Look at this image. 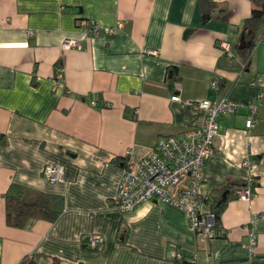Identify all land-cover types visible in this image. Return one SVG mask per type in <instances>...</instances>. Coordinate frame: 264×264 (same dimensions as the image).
I'll return each mask as SVG.
<instances>
[{"label": "crops", "instance_id": "obj_1", "mask_svg": "<svg viewBox=\"0 0 264 264\" xmlns=\"http://www.w3.org/2000/svg\"><path fill=\"white\" fill-rule=\"evenodd\" d=\"M204 1L224 4L228 21L204 24ZM253 7L251 0H0V134L7 138L0 149V264L32 255L45 258L40 264H178L175 252L196 264H264V96L249 131L246 109L219 118L214 154L202 167L204 198L220 202L228 192L221 235L199 243L185 213L170 204L145 202L125 213L115 203L126 160L137 162L159 138L204 124L206 113L185 102L246 103L264 89V26L247 62L236 48ZM82 19L124 25L86 34ZM66 39L79 47L65 49ZM247 157L252 172L242 166ZM49 164L64 166L63 181L44 178ZM250 176L252 200L237 199ZM12 183L63 196L62 215L9 227L3 195ZM92 234L104 237L100 249L89 248Z\"/></svg>", "mask_w": 264, "mask_h": 264}, {"label": "built area", "instance_id": "obj_2", "mask_svg": "<svg viewBox=\"0 0 264 264\" xmlns=\"http://www.w3.org/2000/svg\"><path fill=\"white\" fill-rule=\"evenodd\" d=\"M91 25L89 27L88 25ZM80 25L86 34H111L123 28V23L116 27L101 28L94 21L82 19ZM32 33L31 31L29 32ZM63 47L78 48L74 39H66ZM219 47L232 56L231 44L222 40ZM151 55L157 52L150 50ZM213 89L217 83L212 82ZM264 96V89L258 94L256 100L250 102H236L221 98L219 100L197 99L187 101L206 113L204 124L198 128L186 130L180 136H166L159 138L157 144L139 161L126 160L122 179L118 186L115 203L117 208L125 213L132 212L145 202L159 201L181 209L188 220L189 226L195 233L199 243L205 244L218 234L216 227V214L210 209L200 193L204 177L202 167L214 154V141L220 133L219 118L223 115L235 116L241 109L248 111L246 116V130L255 127L257 121L258 101ZM173 101L181 102L179 96H174ZM96 105L95 102H92ZM242 166L252 172L254 163L247 157ZM44 178L54 184L63 181L64 166L49 164L43 169ZM255 178L250 176L246 185L236 191V197L242 201L252 200ZM105 242L101 235L92 234L88 246L93 250L100 249ZM257 239L253 232L250 233V251L253 252ZM174 257L181 259L180 252H175Z\"/></svg>", "mask_w": 264, "mask_h": 264}, {"label": "trees", "instance_id": "obj_3", "mask_svg": "<svg viewBox=\"0 0 264 264\" xmlns=\"http://www.w3.org/2000/svg\"><path fill=\"white\" fill-rule=\"evenodd\" d=\"M251 2L254 6L252 14L245 20L242 28V33L244 32L245 40L249 45L245 49H239V44L236 45L238 54L242 56L244 62L249 60L256 44L255 39L257 33L264 26V0H251ZM213 19L228 21V10L224 4L221 5L211 1H204L202 4V22L205 24ZM88 26L91 27L90 24ZM62 70L63 59L60 58L56 62L57 75L55 79L59 78ZM6 144V136L0 134V149ZM3 197L6 208V223L12 228L25 229L38 220L54 223L64 211L63 196L45 194L16 183L10 185ZM207 203L217 217V236L221 235L222 227L220 218L226 202L219 203V201H216L210 203L208 199ZM181 255V259L175 258L178 264H196L194 256L189 258V256L183 253ZM44 259L43 257L38 258L36 255L27 256L19 264H40V260ZM51 264H60V261L54 258Z\"/></svg>", "mask_w": 264, "mask_h": 264}, {"label": "water", "instance_id": "obj_4", "mask_svg": "<svg viewBox=\"0 0 264 264\" xmlns=\"http://www.w3.org/2000/svg\"><path fill=\"white\" fill-rule=\"evenodd\" d=\"M249 43L246 42L245 40V34L244 32L241 35L240 38V43H239V49H245L246 47H248ZM227 194L228 192H225L222 196V200L219 203L225 202L227 200Z\"/></svg>", "mask_w": 264, "mask_h": 264}]
</instances>
